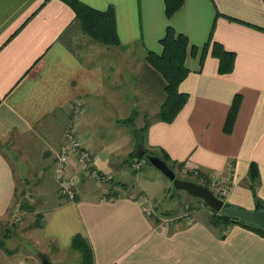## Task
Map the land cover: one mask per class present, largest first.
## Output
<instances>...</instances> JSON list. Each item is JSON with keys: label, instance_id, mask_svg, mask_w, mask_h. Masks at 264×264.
<instances>
[{"label": "crops", "instance_id": "0c3cea01", "mask_svg": "<svg viewBox=\"0 0 264 264\" xmlns=\"http://www.w3.org/2000/svg\"><path fill=\"white\" fill-rule=\"evenodd\" d=\"M77 1L100 11L112 7L116 36L125 46L115 48L124 53L121 72L133 85L132 103L126 91L108 88L113 84L110 79L105 84L99 63L80 56L77 42L85 37L66 3L0 0V264H17L21 258L22 264H43L39 254L48 264H81L69 249L75 234L91 247V264H264V234L257 225L234 221L222 229L197 205L185 215L160 216L147 203L145 186L134 183L147 151L178 173L194 168L215 175L229 186L228 206L264 209L263 1L183 0L170 18L163 0ZM168 25L195 49L184 59L187 74L178 85L187 101L165 122L156 113L166 82L144 51L161 53ZM209 37L233 54L229 72H218ZM116 82L124 86L121 79ZM235 96L237 109L226 130ZM76 99L83 101L81 146L91 155V167L109 180L90 179L72 158L69 170L78 183L70 201L58 192L53 164L49 178L56 194L37 202L54 205L34 212L40 223L16 232L9 217L22 179L9 152L36 132L50 136L57 124L60 144ZM132 112L135 117L127 122ZM138 133L143 142L137 141ZM134 144L143 149L135 152ZM137 160L144 163L134 169ZM145 208L153 215L147 216Z\"/></svg>", "mask_w": 264, "mask_h": 264}, {"label": "rangeland", "instance_id": "374dc122", "mask_svg": "<svg viewBox=\"0 0 264 264\" xmlns=\"http://www.w3.org/2000/svg\"><path fill=\"white\" fill-rule=\"evenodd\" d=\"M79 39L80 38H77V40ZM77 44L80 49V56H82L83 59L85 58L84 61L87 63H99L103 72L105 84L109 85V79L110 83L113 84L112 86H108V88L115 89L117 93L118 90L126 91V100L132 103L130 94L134 93L133 85L130 80L126 79L127 76L125 77L124 73L121 72L123 59H120V56H124V53L115 47L102 45L89 37L78 41ZM117 79H121L124 86H116ZM125 84L127 86H125ZM127 108L130 109L131 107L127 105ZM132 115L133 112L130 116L131 118H133ZM132 129L129 128V130ZM57 131L58 124L54 126L50 136H46L41 132L31 134L16 147L13 152H9V156L12 162H14L16 170H18L17 174L20 176V180L22 179V184L20 185L22 186V190L16 192L14 200L15 205L10 211L9 217L10 226L16 229V232H18L19 228H25L35 222L37 218L36 215H34L35 211L40 212L54 205L50 202L44 203V201L39 203L37 200L41 197H44L43 199H50V197L54 198V194H56L57 191L54 183L52 184L49 178L56 151L58 150L59 136L55 135ZM141 149H143L142 145H134L135 152H139ZM173 171L177 178L199 182V179L189 173L183 172V170L178 173L174 168ZM137 176H139V178L138 180L135 179V185L145 186L149 193L148 198H150V202L147 203L155 205V208L159 210L158 213L160 216L165 212L166 214L167 212L171 214L177 213V215L184 212L185 215L188 214L191 207H196V205L199 209L209 211L208 219L211 216V209L200 199L193 198L184 191L175 189L172 182L149 163L145 162V166L139 170ZM131 179L134 181L133 178ZM57 189H59V187H57ZM18 236L19 235H17L15 239H17ZM78 256L81 259V256ZM67 261L73 262V259L68 258ZM23 262L25 261L21 258L17 264H22Z\"/></svg>", "mask_w": 264, "mask_h": 264}, {"label": "trees", "instance_id": "16d2710c", "mask_svg": "<svg viewBox=\"0 0 264 264\" xmlns=\"http://www.w3.org/2000/svg\"><path fill=\"white\" fill-rule=\"evenodd\" d=\"M62 1L72 9L76 17L79 19V33L83 37H89L102 45L125 48V46H122L119 43L115 33L114 13L112 7H108L106 10L100 11L82 4L77 0ZM262 1L264 4V0ZM163 2L165 15L167 18H170V16L181 7L183 0H163ZM207 43L209 45L211 44V53L218 58V72H229L232 67L233 54L231 52L225 51L219 44L212 41L211 37L208 38ZM160 45L162 47V51L159 55L152 51L145 50L144 59L162 75L166 82V97L159 105L156 114L159 120L169 122L178 114L187 101V94L180 92L178 90V85L187 74V69L184 66V59L188 53L192 55L195 48L193 46H189L188 39L183 34L176 33L175 30L169 25L166 27L164 36L160 40ZM206 47L207 44L203 47L202 52ZM237 105L238 96H235L224 124V128L226 130L231 127ZM133 118L130 117L127 122H130V120H133ZM145 124H148V122L145 121ZM143 132L144 129L141 131V134H143ZM141 134L138 136L137 141L142 140L143 142V136ZM142 155L146 156L155 154L152 152L149 153L147 151H143ZM251 171V176H255V171ZM198 172V176H196L197 179H199L200 175H204L199 170ZM200 185L207 187L205 184ZM223 203L225 206H228L226 202ZM260 210L264 211V209L258 205L255 211ZM211 211L212 214L209 217V221L214 226L221 227L222 229H225L234 221L251 224L237 217L230 216L222 211H214L212 209ZM38 221L40 223V218L36 219V222ZM259 229L264 234V229ZM69 249L81 256V264H91L92 249L89 246L87 240L80 234H75L72 236Z\"/></svg>", "mask_w": 264, "mask_h": 264}, {"label": "built area", "instance_id": "2783aa9c", "mask_svg": "<svg viewBox=\"0 0 264 264\" xmlns=\"http://www.w3.org/2000/svg\"><path fill=\"white\" fill-rule=\"evenodd\" d=\"M82 112L83 101L81 99H76L71 106L70 122L64 131L63 140L58 146L53 167L54 176L58 180L60 193L70 201L75 197L76 184L78 183V175L69 170L72 158H76V160L80 162L82 169L90 179H94L99 183H104L109 180L105 174L91 167V155L81 146L78 129ZM142 164L143 161L137 160L132 167L138 169ZM183 172L189 173L195 177L198 176L199 173L198 170L194 168L187 170L183 169ZM199 182V184H205L217 198L223 202L226 200L229 194V186L220 183L215 175L204 173V175L199 176ZM144 211L147 216L153 215L152 210L149 208H145Z\"/></svg>", "mask_w": 264, "mask_h": 264}, {"label": "water", "instance_id": "95a60500", "mask_svg": "<svg viewBox=\"0 0 264 264\" xmlns=\"http://www.w3.org/2000/svg\"><path fill=\"white\" fill-rule=\"evenodd\" d=\"M145 158L152 167L161 172L172 182L175 189L182 190L189 196L200 199L207 207L214 211H222L230 216L237 217L264 229L263 210L248 211L233 206H225L223 201L217 198L207 187L190 180L177 178L175 172L160 157L156 155H146ZM39 258L43 264L49 263V260L44 254H39Z\"/></svg>", "mask_w": 264, "mask_h": 264}, {"label": "bare ground", "instance_id": "6f19581e", "mask_svg": "<svg viewBox=\"0 0 264 264\" xmlns=\"http://www.w3.org/2000/svg\"><path fill=\"white\" fill-rule=\"evenodd\" d=\"M60 192V191H59Z\"/></svg>", "mask_w": 264, "mask_h": 264}]
</instances>
